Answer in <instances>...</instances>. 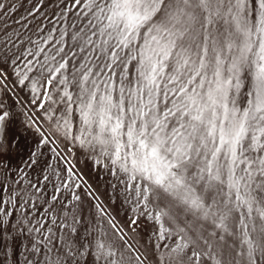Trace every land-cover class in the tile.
<instances>
[{
	"label": "snow or ice",
	"instance_id": "snow-or-ice-1",
	"mask_svg": "<svg viewBox=\"0 0 264 264\" xmlns=\"http://www.w3.org/2000/svg\"><path fill=\"white\" fill-rule=\"evenodd\" d=\"M0 264H264V0H0Z\"/></svg>",
	"mask_w": 264,
	"mask_h": 264
}]
</instances>
